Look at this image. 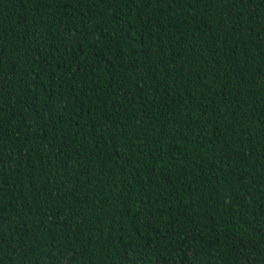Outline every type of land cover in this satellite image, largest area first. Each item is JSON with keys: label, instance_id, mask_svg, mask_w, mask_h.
Segmentation results:
<instances>
[{"label": "trees", "instance_id": "obj_1", "mask_svg": "<svg viewBox=\"0 0 264 264\" xmlns=\"http://www.w3.org/2000/svg\"><path fill=\"white\" fill-rule=\"evenodd\" d=\"M0 264H264V0H0Z\"/></svg>", "mask_w": 264, "mask_h": 264}]
</instances>
